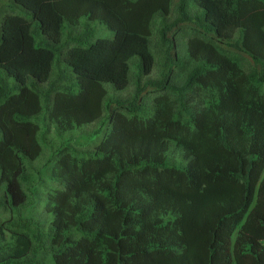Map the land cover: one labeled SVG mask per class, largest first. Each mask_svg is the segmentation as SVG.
Returning <instances> with one entry per match:
<instances>
[{
    "label": "trees",
    "instance_id": "obj_1",
    "mask_svg": "<svg viewBox=\"0 0 264 264\" xmlns=\"http://www.w3.org/2000/svg\"><path fill=\"white\" fill-rule=\"evenodd\" d=\"M7 5L0 208L18 215L0 221V264H264V0ZM104 110L99 144L50 160V222L24 218L41 130L62 136Z\"/></svg>",
    "mask_w": 264,
    "mask_h": 264
},
{
    "label": "rangeland",
    "instance_id": "obj_2",
    "mask_svg": "<svg viewBox=\"0 0 264 264\" xmlns=\"http://www.w3.org/2000/svg\"><path fill=\"white\" fill-rule=\"evenodd\" d=\"M12 0H2L0 2V15L1 12L3 13L8 12L12 13L16 11L12 10L8 5L11 3ZM18 8V7H17ZM20 10L18 9V12ZM189 11L191 13L197 11V7L194 5H191L189 8ZM3 15V14H2ZM1 15V16H2ZM174 17V14L168 15L166 18L167 20ZM93 28H95V31L99 30L101 33H103L105 36L112 37L114 34L109 31L104 25H101L98 22L93 23ZM159 28V23L156 25V30ZM186 33H182L178 37V44H179V50L181 51L182 55H185V47L186 44L190 38L187 31ZM155 41H158V35L154 34L152 39V44H155ZM135 72V68H133V72ZM160 70H154V72L150 75V78L157 79L159 78ZM133 86L130 87L129 93L133 92ZM128 96V91L123 93L122 98H126ZM53 106V105H52ZM52 108V107H51ZM51 110V109H50ZM49 110V111H50ZM110 115L111 112L109 110H104L103 114L100 119H98L96 122L83 126L81 128H77L73 130L70 133H66L62 136H58L56 134V130L54 126H48L47 128L50 130L49 133L46 134V138L44 141H42V130L41 133H39V141L41 143V146L43 148V152L41 153L40 157L35 160L33 163H29L28 159L25 160L26 163H28L29 170L31 174L33 175V179L31 180V183L28 185H25V189L32 192L34 195H30L31 201L30 205L24 209L21 214L24 218H34L35 220L39 221H47L50 222V217L46 214L43 203L44 198L46 197L48 191H50L51 188L59 187V183L53 182L48 178V175L50 176V173L46 170L51 168L52 163H50V160L54 158V155L56 156L58 151L62 148L72 147L78 150H84L85 149H93L97 144H99L104 137L110 133L111 131V125H110ZM49 113H47V108L45 102H43V111L42 113L32 118V122L40 126V122L45 118L48 117ZM50 122L47 120L44 121L43 124H49ZM45 130V129H43ZM40 171V181L38 179V173ZM47 175H46V174ZM42 183V184H41ZM33 200V201H32ZM17 213H11L10 210L6 207L0 208V221L4 220L9 217H16ZM45 230L47 231L48 226L44 225Z\"/></svg>",
    "mask_w": 264,
    "mask_h": 264
}]
</instances>
